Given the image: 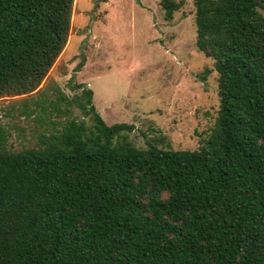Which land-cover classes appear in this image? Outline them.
Here are the masks:
<instances>
[{"label":"trees","instance_id":"obj_1","mask_svg":"<svg viewBox=\"0 0 264 264\" xmlns=\"http://www.w3.org/2000/svg\"><path fill=\"white\" fill-rule=\"evenodd\" d=\"M75 1L0 0V98L41 86ZM185 3L162 0L166 18ZM195 5L197 46L219 73L211 135L194 150L139 148L134 124H107L82 84L58 89L65 122L39 147L10 149L0 123V264H264V0Z\"/></svg>","mask_w":264,"mask_h":264},{"label":"rangeland","instance_id":"obj_2","mask_svg":"<svg viewBox=\"0 0 264 264\" xmlns=\"http://www.w3.org/2000/svg\"><path fill=\"white\" fill-rule=\"evenodd\" d=\"M185 1L168 20L162 0H76L68 44L41 86L0 98L8 147L41 146V134L65 122L55 104L58 89L72 98L83 93L82 84L93 89L107 124H134L128 134L135 146L200 148L219 114V73L197 46L195 0ZM69 114L93 124L76 105Z\"/></svg>","mask_w":264,"mask_h":264}]
</instances>
